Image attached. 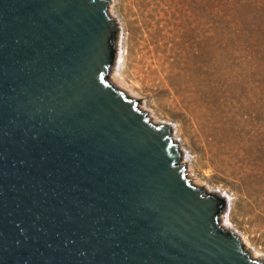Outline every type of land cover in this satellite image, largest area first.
Masks as SVG:
<instances>
[{"label": "water", "instance_id": "95a60500", "mask_svg": "<svg viewBox=\"0 0 264 264\" xmlns=\"http://www.w3.org/2000/svg\"><path fill=\"white\" fill-rule=\"evenodd\" d=\"M110 0H0V264H264L117 88Z\"/></svg>", "mask_w": 264, "mask_h": 264}, {"label": "rangeland", "instance_id": "374dc122", "mask_svg": "<svg viewBox=\"0 0 264 264\" xmlns=\"http://www.w3.org/2000/svg\"><path fill=\"white\" fill-rule=\"evenodd\" d=\"M110 4L119 28L111 74L170 126L186 169L225 199L221 222L264 256V64L253 59L248 31L222 17L233 6Z\"/></svg>", "mask_w": 264, "mask_h": 264}, {"label": "trees", "instance_id": "16d2710c", "mask_svg": "<svg viewBox=\"0 0 264 264\" xmlns=\"http://www.w3.org/2000/svg\"><path fill=\"white\" fill-rule=\"evenodd\" d=\"M224 6H233L232 11H222L223 18H227L238 28H245L248 31L247 42L252 49L253 59L259 60L264 64V0H241L238 4L233 0H220ZM208 9L213 11V7L206 2Z\"/></svg>", "mask_w": 264, "mask_h": 264}, {"label": "bare ground", "instance_id": "6f19581e", "mask_svg": "<svg viewBox=\"0 0 264 264\" xmlns=\"http://www.w3.org/2000/svg\"><path fill=\"white\" fill-rule=\"evenodd\" d=\"M109 9H110V11H111V9H112V4H110V8H109ZM111 13H112V12H111ZM110 78H111L112 82H114V83L116 84V86H117L118 89H120L121 91H124L129 97H131V98H133L134 100L138 101L139 96H138L137 94H134V91H133L132 89H130L128 86L125 85L126 83L123 84V83L119 80V78H117L116 75H114V74H111V75H110ZM139 108L142 109L143 111L149 112L146 108H144V105H143V104H140ZM148 115H149V117L152 119L153 123H155V124H159V125H160V124L168 125L167 123H164V122L159 121L158 119H156L155 116L152 114V111L149 112ZM168 127L170 128L169 125H168ZM170 133H171V137H175V138H174V141L176 142V141H177L176 136H175V134L173 133V131H172L171 128H170ZM176 143H177V142H176ZM177 147L180 149V152H181V148H180V146H178V144H177ZM181 153H182V152H181ZM184 162H185V161L183 160L182 163H184ZM186 171H187V173H188V178L192 180V181H191V184L194 183L193 185L196 186V187H201V186L203 185L202 182L199 183L198 180H197L195 177H193L192 174H190V173H191L190 169H187ZM208 192H209V193H215L214 191H211V190H208ZM228 223H229V222H228ZM221 225L226 226L227 231H232L235 235H238L235 231H233V230H231L230 228H228L227 224H225V223L223 224V222H222ZM228 225H229V224H228ZM238 237H239V239L241 240V242H242V244L244 245V247H245L246 249H248V248H247L248 246H246V245H245V242L240 238L241 236L238 235ZM251 254H252L251 256H252L253 258H256V259H258V260H262V259H264V256H263V255L260 256V255H258V253H256V252H253V253H251Z\"/></svg>", "mask_w": 264, "mask_h": 264}]
</instances>
